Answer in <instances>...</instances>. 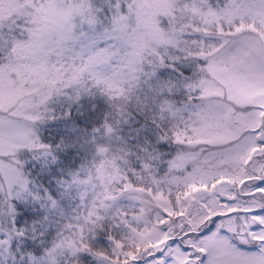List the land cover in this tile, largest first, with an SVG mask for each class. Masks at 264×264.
I'll return each instance as SVG.
<instances>
[{
  "label": "snow or ice",
  "instance_id": "snow-or-ice-1",
  "mask_svg": "<svg viewBox=\"0 0 264 264\" xmlns=\"http://www.w3.org/2000/svg\"><path fill=\"white\" fill-rule=\"evenodd\" d=\"M0 264H264V0H0Z\"/></svg>",
  "mask_w": 264,
  "mask_h": 264
}]
</instances>
